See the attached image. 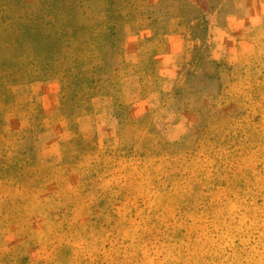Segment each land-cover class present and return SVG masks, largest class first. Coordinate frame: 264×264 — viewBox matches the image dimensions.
<instances>
[{"label":"rangeland","instance_id":"obj_1","mask_svg":"<svg viewBox=\"0 0 264 264\" xmlns=\"http://www.w3.org/2000/svg\"><path fill=\"white\" fill-rule=\"evenodd\" d=\"M23 1L42 20L23 38L22 80L14 76L0 96V264H106L111 256L117 264H264V98L259 113L243 117L248 91L264 76V31L256 52L233 65L211 61L207 43L211 14L224 23L239 0H88L84 23L72 27L59 6L42 11L40 0ZM79 23L84 38L66 37ZM167 36L180 53L168 83ZM163 84L172 92L162 102L171 100L185 124L176 140L155 126V109L129 104ZM103 93L115 95L118 114L137 128L115 151L83 141L76 126ZM243 119L252 141L239 139L237 159L221 167L219 128ZM63 121L60 134L72 139L58 164L45 165L34 153L38 140ZM158 139L188 140V156H140L165 153Z\"/></svg>","mask_w":264,"mask_h":264},{"label":"crops","instance_id":"obj_2","mask_svg":"<svg viewBox=\"0 0 264 264\" xmlns=\"http://www.w3.org/2000/svg\"><path fill=\"white\" fill-rule=\"evenodd\" d=\"M238 8H240L238 13L226 15L224 23L220 22L218 12L210 16L212 20L208 26L207 43L210 46L209 59L213 62L233 65L241 58L249 57L256 52V34L259 31H264V0H239ZM172 38L174 36L166 37L164 41L166 53L162 56V62L166 64L165 74L162 76L167 83L173 76L169 63L172 62L173 57L180 55L179 44L172 43ZM171 92L172 86L163 84L144 97L134 95L135 97L130 100L129 104L135 108L140 106L145 111L155 109V126L170 139L176 140L185 133V124L179 121L177 109L174 106L172 109L170 108L171 100L162 102V96L167 94L169 98ZM90 100L92 111L84 112L76 120L78 134L83 141L96 139L98 148L101 150L115 151L124 138V134L130 130L135 131L137 128L120 117L117 112L118 104L115 95L103 93L93 96ZM55 107L53 109L58 112V104ZM137 114L132 115V118H137L141 113ZM63 123L65 125L62 127L59 123L54 124L38 140V149L34 153L38 160L45 165L58 164L62 158V145L69 143L72 139L69 131L68 135L60 134L61 128L67 129L66 123L64 121ZM42 184L40 182V184L32 186L30 192L34 188L39 189L38 185ZM31 219L32 217L24 221L30 222Z\"/></svg>","mask_w":264,"mask_h":264},{"label":"trees","instance_id":"obj_3","mask_svg":"<svg viewBox=\"0 0 264 264\" xmlns=\"http://www.w3.org/2000/svg\"><path fill=\"white\" fill-rule=\"evenodd\" d=\"M41 1V10L42 11H49L51 9L56 8L59 6L61 10L63 9V12H67L65 14L64 19L67 24L72 27L78 19H80L83 16V13L80 14L81 11H83V8L85 7V4L88 0H40ZM112 2L110 1V6ZM111 8L107 9L108 11ZM110 13V12H108ZM37 12H30L26 9L25 3L23 0H0V96H3L8 91V86L11 84V81L13 82L15 80L14 76H18V79L22 80V44L24 42V39L30 32H32V28L35 27L38 22H40L42 19L37 17ZM11 15V17H9ZM30 16H33V18H29ZM69 16V17H67ZM26 18V20H25ZM22 20L25 22L23 23ZM109 22H113L111 17L107 19ZM82 23L84 21L80 19ZM28 23V24H26ZM82 23H79L81 25L80 27L72 31L70 35L66 37L76 38H84L83 36V25ZM29 30V31H28ZM78 31L80 32V37H75L74 33ZM51 33H49L46 37L48 39H52ZM62 37L64 34L61 35ZM74 39V40H76ZM73 40V39H72ZM35 56V55H34ZM33 58V57H32ZM27 59V58H26ZM261 86L257 89H253L250 92L251 99L248 101L247 107L245 109V114L243 117H246L245 115H252V113H259L260 109L257 107V104L259 103V100L264 98V76L260 79ZM264 111V109H262ZM246 121L243 119L241 124L237 126L236 128L232 130H224L223 128H219V134L220 137L223 135L225 136V141H223L220 144V147H222L221 151H225L224 153H218L217 156H214V161L216 164H219L221 167L223 165L228 164L227 162H231V160L237 159L236 153H238V146L237 141L241 139L242 137H245L246 135V141L250 142L252 141V138L249 136L251 132H249V129H246ZM151 131L153 133L155 132V129L151 128ZM249 136V137H248ZM157 147L161 149V151H165V153H143L140 154V156L145 157L146 159H164L163 161L167 162H173L177 163L181 159H185L188 155L186 153L187 147L190 145V142L188 140L182 139L179 142L175 144L166 143L165 141H161V139H158ZM233 142V144H232ZM242 143V142H241ZM188 145V146H187ZM205 146V144H202ZM207 145V143H206ZM209 146V145H207ZM142 148H146L145 146H141ZM199 146H196L194 151L198 149ZM148 149V148H147ZM237 150V151H236ZM236 151V152H235ZM184 152V153H183ZM153 163H156V161ZM219 166V167H220ZM205 178V175H204ZM109 194V193H107ZM108 198V197H107ZM103 204L105 201L102 202ZM212 230V226L209 227ZM217 228L213 229L216 231ZM219 230H221L219 228ZM214 250V249H213ZM225 253H228L227 257L231 258L230 255L232 251V247L229 245L224 249ZM219 253V251H217ZM221 253V252H220ZM201 253L197 255L199 257ZM224 255V254H223ZM119 257L111 256L109 260H107L106 264H109V261H115L117 264V260ZM216 259V258H215ZM94 264H103L101 259H98ZM162 264H166L165 261Z\"/></svg>","mask_w":264,"mask_h":264}]
</instances>
